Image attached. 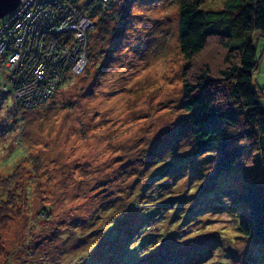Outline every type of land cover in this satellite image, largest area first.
I'll list each match as a JSON object with an SVG mask.
<instances>
[{"label":"rangeland","instance_id":"1","mask_svg":"<svg viewBox=\"0 0 264 264\" xmlns=\"http://www.w3.org/2000/svg\"><path fill=\"white\" fill-rule=\"evenodd\" d=\"M104 3L76 4L91 21L54 65L67 66L57 90L25 85L33 100L16 104L3 88L20 67L0 61V178L18 173L0 189V264H264L262 246L237 236L235 178L214 154H191L175 0ZM8 14L0 29L12 38ZM253 40L264 104V36ZM220 56L211 37L195 66L215 70Z\"/></svg>","mask_w":264,"mask_h":264},{"label":"trees","instance_id":"2","mask_svg":"<svg viewBox=\"0 0 264 264\" xmlns=\"http://www.w3.org/2000/svg\"><path fill=\"white\" fill-rule=\"evenodd\" d=\"M207 1L175 0L179 47L188 66L181 91L182 107L190 112L191 154L198 158L212 153L217 169L232 174L239 189L233 193L226 189V197L234 195V206L244 212L233 215L237 236L264 250V104L253 87L262 52L257 53L253 33L264 36V0H221L218 8H206ZM94 9L85 13L91 17ZM59 37L62 39L60 34L47 39ZM211 37L221 49L220 63L215 70L207 63L196 67L195 61ZM15 50L14 43L6 44L0 61L4 64V57ZM7 79L3 89L9 93L12 82ZM17 178V172L0 178V189ZM2 196L0 192V206L5 202ZM172 208L174 205L169 210ZM0 218L9 219V215L0 212Z\"/></svg>","mask_w":264,"mask_h":264},{"label":"built area","instance_id":"3","mask_svg":"<svg viewBox=\"0 0 264 264\" xmlns=\"http://www.w3.org/2000/svg\"><path fill=\"white\" fill-rule=\"evenodd\" d=\"M79 1L20 0L15 10H13L14 13L11 14V11L6 17L4 22L9 21L12 17L17 19L19 24V28L12 38L8 36L9 30L8 32L5 31L6 27L0 29L4 31V35L0 36V54L3 53L6 44L14 43L16 50L10 55L14 57L12 62L20 67L18 68L19 72H13L10 78L15 101L21 102L23 98L26 99L29 96L28 88H25V85L30 86V88L33 87V89L39 90L41 94L45 95L55 90L60 83V78L65 71L63 69L67 66L64 63L63 67L56 71L58 67L54 65L57 61L67 59L70 52L76 50L75 46L70 44L72 39L81 41L83 37L81 28L86 30L91 21L82 14L83 10L79 9V12L77 9L76 4ZM98 1L104 3L110 0ZM4 19L5 17H3ZM17 33L18 37H15ZM57 34H60L62 39L60 37L53 40L47 39ZM68 45L72 46L69 47ZM81 47L82 49L77 50L79 55L84 54L83 49L86 47V43ZM23 69L24 71H22ZM27 73L29 74V80L24 83L21 80V75H27ZM58 77L59 79H57ZM35 98L37 99L34 104L42 101L38 100L39 96ZM26 100V104H30L33 99L28 97ZM26 104L22 105L28 106Z\"/></svg>","mask_w":264,"mask_h":264},{"label":"water","instance_id":"4","mask_svg":"<svg viewBox=\"0 0 264 264\" xmlns=\"http://www.w3.org/2000/svg\"><path fill=\"white\" fill-rule=\"evenodd\" d=\"M20 0H0V18L11 12Z\"/></svg>","mask_w":264,"mask_h":264},{"label":"bare ground","instance_id":"5","mask_svg":"<svg viewBox=\"0 0 264 264\" xmlns=\"http://www.w3.org/2000/svg\"><path fill=\"white\" fill-rule=\"evenodd\" d=\"M9 26V25H8ZM10 29H11V27H10ZM14 33V32H13ZM45 102V101H44ZM47 102V101H46ZM34 107V106H33Z\"/></svg>","mask_w":264,"mask_h":264}]
</instances>
